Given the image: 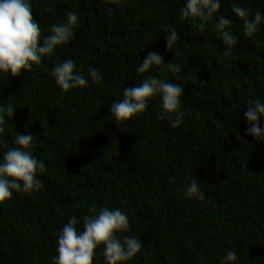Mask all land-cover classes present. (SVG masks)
Wrapping results in <instances>:
<instances>
[{"label":"trees","instance_id":"trees-1","mask_svg":"<svg viewBox=\"0 0 264 264\" xmlns=\"http://www.w3.org/2000/svg\"><path fill=\"white\" fill-rule=\"evenodd\" d=\"M28 2L42 37L69 11L78 23L70 41L30 72L0 73V104L16 110L5 117L0 162L16 147L15 134L29 133L32 155L46 166L36 174L42 187L0 202V264H53L63 226L75 216L82 231L93 205L121 210L129 230L117 237L141 240L143 248L123 264H264V143L246 135L244 116L250 99L264 103V0H221L203 31L198 18L181 19L186 0ZM234 6L249 9L250 19L261 12L253 36ZM220 16L232 21L228 57L214 28ZM173 28L179 39L168 50ZM150 52L179 65L180 78L157 67L138 74ZM67 59L88 83L62 92L52 72ZM93 68L99 80L89 76ZM151 76L184 89L179 127L158 95L130 121L112 117L124 88ZM192 176L203 200L185 196ZM228 250L237 252L235 261H225ZM93 264H105L103 246Z\"/></svg>","mask_w":264,"mask_h":264},{"label":"clouds","instance_id":"clouds-1","mask_svg":"<svg viewBox=\"0 0 264 264\" xmlns=\"http://www.w3.org/2000/svg\"><path fill=\"white\" fill-rule=\"evenodd\" d=\"M221 7V0H186L185 6L180 9L181 19L198 18L199 28L203 31L205 24ZM110 11V9H109ZM232 12L243 21L246 36H253L260 25L262 15L257 10L250 19V10L241 6H234ZM67 19L50 28L51 35L42 37V30L35 20L31 4L28 0H0V73L19 77L22 70H30L33 64L42 62V58L49 56L63 45H66L74 35V27L78 23L75 12L69 11ZM232 23L230 19L219 17L214 28L225 45L224 56L233 55L235 38L226 30ZM179 39L176 30H170L166 36V47L171 50ZM75 63L67 59L58 63L52 72L57 86L62 92L84 87L88 81L82 75L75 74ZM153 67L163 71L171 70L176 79H179L181 68L175 63L165 65L163 58L156 52H150L137 67V73H147ZM89 76L93 81L99 80L96 69H89ZM184 89L179 83L166 82L163 77L151 76L139 86L124 88L123 99L112 103L111 115L117 122L130 121L135 115L146 110L152 97L160 96L164 113L173 128L179 127L182 121L180 113L181 97ZM249 107L244 111L248 127L246 135L264 143V129L260 126V118L264 116V103L259 99L248 101ZM254 105V106H253ZM16 110L11 103L0 104V134L4 133L5 117L12 118ZM173 114L175 118L173 119ZM31 134H15L14 144L4 153L3 162H0V202L12 197L13 191L28 193L42 187V181L37 178V172L45 169L44 162L38 161L31 153L33 147ZM202 185L192 176L189 186L185 190L187 198L203 200ZM89 215L83 218V230L77 229L75 216L71 217L58 234L57 255L53 257V264H93L94 253L103 246L105 264H123L129 261L143 248L141 240L135 236L117 237V233L129 230V218L119 209L110 210L104 207L97 212L93 205L89 208ZM225 261L237 259V252L228 250Z\"/></svg>","mask_w":264,"mask_h":264}]
</instances>
